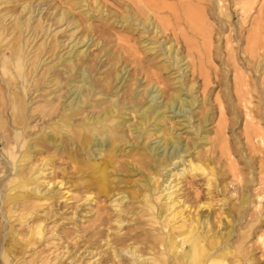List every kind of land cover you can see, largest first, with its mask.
<instances>
[{
  "label": "rangeland",
  "instance_id": "obj_1",
  "mask_svg": "<svg viewBox=\"0 0 264 264\" xmlns=\"http://www.w3.org/2000/svg\"><path fill=\"white\" fill-rule=\"evenodd\" d=\"M119 2L0 0V264H91L100 254H110L106 246L110 236L111 243L130 244L150 259L149 253L158 252L154 235H171L182 219H196L202 225L199 230L209 240L212 237L215 251L230 245L246 254L243 264H264V0H225L223 11L219 0H204L207 8L183 4L179 10L183 20L190 19L191 25L195 19L192 28L199 35L188 33L185 38L174 30L168 12L154 13L139 3L136 19H126L128 6ZM147 17L155 29L139 21ZM17 60L22 71L15 67ZM81 69L92 75L89 86L94 91L83 111L68 112L70 82ZM156 87L166 92L165 98L186 96L191 114L184 118L176 108L167 109L159 124L162 132L178 135L191 147L195 162H210L215 171L210 184L209 176L200 171L183 177L180 173L188 161L182 164L178 157L168 168L176 174L167 180L161 175L158 189L168 186L173 199L181 200L172 208L178 217L172 218L168 233L161 225L152 226L140 197V184L155 171L149 158L137 149L117 152L109 167L111 194L95 201H86L98 190L88 169L80 166L86 154L78 127L90 114H99L117 97L121 108L144 104ZM130 113L122 128L128 141L136 139L132 123L139 120L137 112ZM159 132H151L148 143L162 140ZM166 193L154 200L157 206L172 202L164 199ZM242 197L248 201L246 207ZM197 202L206 205L197 209ZM205 217L206 226L201 220ZM117 219L123 220L119 232ZM33 228L40 232L32 234ZM128 255L122 253L115 264H129ZM172 257L170 263L176 259ZM103 258L93 264L106 263ZM229 259L238 264L235 257Z\"/></svg>",
  "mask_w": 264,
  "mask_h": 264
},
{
  "label": "bare ground",
  "instance_id": "obj_2",
  "mask_svg": "<svg viewBox=\"0 0 264 264\" xmlns=\"http://www.w3.org/2000/svg\"><path fill=\"white\" fill-rule=\"evenodd\" d=\"M72 1V0H71ZM119 1V0H118ZM121 2L119 3H126L128 6V11L125 15L126 19H136V14L135 11L139 6V3H142L144 7L148 8L150 11L154 13H169L171 16V19L173 21L174 25V30L180 32L179 36L185 38V34L188 35V33L191 35V33L195 36L198 37V32L193 29L192 25L193 23H197L196 20L194 19L195 16L190 17L193 20V23L190 25L189 20L188 23H186L183 20V17L181 16L179 10L181 9V6L184 5H190L191 7H199L202 5H206L205 7L207 8L208 5L207 3L204 2V0H120ZM210 1V0H209ZM65 3V2H64ZM63 3V5H64ZM215 3V2H214ZM221 11L226 7V2L225 0H219ZM32 5V3H31ZM34 5V4H33ZM24 6H27V4ZM30 6V5H29ZM57 7V6H56ZM55 7V8H56ZM203 7V6H202ZM30 8V7H29ZM34 8V7H33ZM36 8V7H35ZM34 8V9H35ZM101 8V7H100ZM99 8V10H100ZM201 8V7H200ZM27 9V8H26ZM33 9V10H34ZM65 9V8H64ZM63 9V10H64ZM68 10V9H67ZM102 10V8H101ZM104 10V9H103ZM106 10V9H105ZM104 10V12H105ZM108 10V9H107ZM205 10V9H203ZM35 11V10H34ZM75 11V10H74ZM68 12V11H67ZM66 12V13H67ZM70 12V11H69ZM73 13V12H72ZM194 13V12H193ZM208 13V12H206ZM20 14V13H19ZM195 14V13H194ZM197 14V13H196ZM37 15V14H36ZM63 15V14H62ZM65 15V14H64ZM90 15V14H89ZM120 15V14H119ZM122 15V14H121ZM167 15V14H166ZM201 15V14H200ZM209 15V14H207ZM60 16V15H59ZM168 16V15H167ZM24 17V16H23ZM56 17V16H55ZM96 17V16H95ZM140 17V16H139ZM189 17V16H188ZM32 14L29 15V19H32ZM38 18V17H37ZM36 18V19H37ZM59 18V17H58ZM104 18V17H103ZM103 18H101L103 20ZM148 18V17H147ZM17 19V18H16ZM56 19V18H55ZM91 19V18H90ZM138 19V18H137ZM191 19V20H192ZM46 20V19H45ZM63 20V19H62ZM70 20V19H69ZM72 20V19H71ZM100 20V19H99ZM18 21V20H17ZM47 21V20H46ZM64 21V20H63ZM75 21V20H74ZM107 21V20H106ZM141 21L142 25L150 27H153V22L150 18L146 20L139 19ZM21 22V21H20ZM50 22V21H49ZM67 22V21H66ZM71 22V21H70ZM115 22V21H114ZM31 24V22H29ZM35 23V22H33ZM48 23V22H47ZM20 24V23H18ZM125 24V23H124ZM201 24V23H200ZM14 25V24H13ZM16 25V24H15ZM32 25V24H31ZM48 25V24H47ZM59 25V24H57ZM90 25V24H89ZM105 25V24H104ZM107 25V24H106ZM17 26V25H16ZM19 26V25H18ZM50 26V25H49ZM76 26V24H75ZM81 26V25H80ZM126 26V25H125ZM134 26V25H133ZM132 26V27H133ZM141 26V25H140ZM158 26V25H157ZM183 26V28H182ZM195 26V25H194ZM74 27V26H73ZM77 27V26H76ZM122 27V26H121ZM136 27V26H135ZM155 27V25H154ZM153 27V28H154ZM200 27V26H199ZM14 29V27H12ZM31 28V26H30ZM29 28V29H30ZM52 28V27H51ZM72 28V27H71ZM156 28V27H155ZM154 28V29H155ZM26 29V28H25ZM45 29V28H44ZM47 29V28H46ZM16 30V29H15ZM35 30V29H34ZM77 30V29H76ZM4 31V30H3ZM14 31V30H13ZM27 31V30H26ZM30 32V31H29ZM37 32V31H35ZM103 32V31H102ZM1 33V32H0ZM34 33V32H33ZM32 33V34H33ZM75 33V32H74ZM257 33V32H256ZM2 34V33H1ZM14 34V33H13ZM76 34V33H75ZM104 34V33H102ZM202 35V34H201ZM76 36V35H75ZM22 37V36H21ZM19 37V41L20 38ZM77 37V36H76ZM85 37V36H84ZM187 37V36H186ZM257 37V36H256ZM31 38V36H30ZM188 38V37H187ZM35 39V38H34ZM74 39V38H73ZM79 39V38H78ZM85 39V38H84ZM259 39V38H258ZM3 40V39H2ZM24 40V39H23ZM36 40V39H35ZM75 40V39H74ZM73 40V41H74ZM95 41V40H94ZM101 41V40H100ZM99 41V43H100ZM254 41V40H253ZM4 40L3 43L4 44ZM11 42V41H10ZM31 42V41H30ZM29 42V43H30ZM35 42V41H34ZM98 42V41H97ZM259 42V41H258ZM80 43L79 41L75 43L77 46ZM95 43V42H94ZM27 44V43H26ZM36 44V43H35ZM40 44V43H39ZM74 44V43H73ZM112 44V43H111ZM188 44V42H187ZM256 44V43H252ZM94 45V44H93ZM97 45V44H96ZM31 46H33L31 44ZM44 46V45H43ZM71 46V45H70ZM74 46V45H73ZM255 46V45H253ZM57 47V46H56ZM165 47V46H163ZM167 47V46H166ZM78 48V47H77ZM27 49V48H26ZM86 49V48H85ZM88 49V48H87ZM164 49V48H163ZM173 49V46H172ZM45 50V49H44ZM73 50V49H72ZM76 50V49H75ZM25 51V50H24ZM69 51V50H68ZM171 51V47L166 48V52L168 54ZM45 52V51H43ZM150 52V51H149ZM173 52V51H172ZM172 52L170 54H172ZM27 53V52H26ZM81 53V52H80ZM197 53V52H196ZM199 53V52H198ZM71 54V52H70ZM175 54V53H174ZM193 53H191L192 55ZM40 55V54H39ZM69 55V54H68ZM73 55V53H72ZM77 55V54H76ZM75 55V56H76ZM177 55V54H176ZM175 55V61L177 62V56ZM70 56V55H69ZM62 58L65 56H61ZM60 57V58H61ZM78 57V56H77ZM25 58V56H24ZM70 58V57H69ZM17 59V58H16ZM36 59V58H35ZM23 60V59H22ZM11 61V59H10ZM16 64V69L18 71H22V65L20 63V60H17ZM65 61V60H64ZM45 62V61H44ZM62 62V60H61ZM12 63V62H10ZM41 63V62H40ZM63 64V63H62ZM74 64V63H73ZM174 64V63H173ZM180 64V63H179ZM196 64V63H195ZM13 65V64H12ZM27 65V64H26ZM197 65V64H196ZM54 66V65H53ZM58 66V65H57ZM64 66V65H63ZM113 66V65H112ZM8 67V66H7ZM12 67V66H11ZM73 67V66H72ZM85 67V66H84ZM99 67V66H98ZM197 67V66H196ZM5 68V67H4ZM10 68V67H8ZM53 68V67H51ZM51 68H49L51 70ZM121 68V67H120ZM189 68V67H188ZM38 69V68H37ZM36 69V70H37ZM42 69V68H41ZM45 69V68H44ZM72 69V68H71ZM198 69V68H197ZM35 70V71H36ZM69 70V69H68ZM90 70V69H89ZM122 70V68H121ZM203 70V69H202ZM11 71V70H9ZM34 71V70H33ZM53 71V70H52ZM88 71V70H87ZM102 71V70H101ZM201 72V71H200ZM71 73V72H70ZM69 73V74H70ZM95 73V72H94ZM194 73V72H193ZM196 73V72H195ZM53 74V73H52ZM51 74V75H52ZM119 74V73H118ZM122 74V73H121ZM199 74V73H198ZM34 75V74H33ZM45 76V75H44ZM43 76V79H45ZM14 77V76H13ZM91 77L89 73H87L85 70L81 69L78 71L77 76L73 80L74 82H70V90L69 94L71 97L70 103L67 105L66 111H83L81 109L82 105L86 104L89 102V99L92 95V92L94 91L93 85L89 86L91 82ZM120 77V76H118ZM52 78V77H51ZM48 79V78H46ZM45 79V80H46ZM54 79V78H53ZM108 79V78H107ZM52 80V79H51ZM50 80V81H51ZM49 81V80H48ZM103 82V81H102ZM123 82V80H122ZM40 83V82H39ZM43 83V82H42ZM116 83V82H115ZM45 84V83H44ZM48 84V83H47ZM52 85V84H50ZM191 85V84H190ZM53 86V85H52ZM51 86V87H52ZM56 86V85H55ZM36 87V86H35ZM190 87V86H189ZM50 88V86H49ZM56 88V87H55ZM192 88V87H191ZM194 88V87H193ZM147 89V88H146ZM181 89V88H180ZM18 90V89H17ZM59 90V89H58ZM40 91V90H39ZM22 92V91H21ZM120 92V91H119ZM135 92V91H134ZM148 92V91H147ZM145 91V93H147ZM17 93V92H15ZM20 93V92H19ZM55 93V92H54ZM53 93V94H54ZM163 90L159 89L158 87L154 88L151 92L148 93L147 101L144 104H137L133 106V108H126L120 107L119 102H118V97L116 100L111 102V105L108 108H105L102 112L100 111L99 114H90V116L87 118L88 120L83 122L79 127L78 131L85 139V154H86V160L84 164H80V166H84L88 169L89 171V176L91 180L95 183L96 189L98 190V195H95L94 197L91 195H88L86 197L87 200H96L97 198L101 196H110L111 194V186L108 188V181L111 177L109 174V167L111 166L113 160V156L118 152H128V151H134L137 149V152L142 156L149 158L154 164L151 165L155 171H150L148 172V176L144 178L145 182L140 184V197L143 199V203L145 204V207L147 209V214L150 217L151 223H153L152 226H155L154 224L161 225L162 230H166V233H168V230L170 229L169 226L170 222L172 221V218H177L176 216L177 213L174 212V207L178 205V203L181 201L173 199L174 191L172 193L168 192L169 187L166 186L163 189L159 190L156 182H158L159 178L161 175H166V180L168 179V176H174L176 172L174 171L173 173L171 170H168L169 166L173 164L174 160L178 157H182L181 161L182 164L186 163L188 161V167H183L181 170L180 175L185 176L189 172H194V171H200L204 174H207L209 176L208 178V183L210 184L211 182V177L215 176V171H214V166L210 162L206 161H198L195 162L190 156V146L184 144L180 138L177 136H165V134L162 132V128L159 125L161 118L166 116V111L167 109H174L176 108L177 113H180L184 116V118H189L188 116V107H187V100L186 96L183 98L181 94H172V95H167L165 98V94ZM68 94V93H67ZM114 94V93H113ZM112 94V95H113ZM138 94V93H136ZM191 94V93H190ZM141 95V94H139ZM147 95V94H146ZM164 95V100L162 101ZM19 96V95H18ZM107 96V94H106ZM135 96V95H134ZM162 97V98H161ZM44 98V97H43ZM67 98V97H66ZM161 98V99H160ZM41 99V98H40ZM70 99V98H69ZM114 99V98H113ZM67 101V100H66ZM135 101V100H134ZM196 102V101H193ZM89 104V103H88ZM91 104V103H90ZM94 104V103H92ZM97 104V103H96ZM98 105V104H97ZM88 106V105H87ZM129 106V105H128ZM62 107V106H61ZM132 107V106H131ZM14 109H16V104L14 105ZM103 109V108H102ZM138 113L139 120L136 123H132V127L134 128V132L137 134L136 139L132 141H128L127 138L125 140L124 138V131L123 127L125 126L127 119L125 118L126 114H131L130 110ZM27 110V109H26ZM43 110V109H42ZM93 110V109H92ZM97 110V109H96ZM95 110V111H96ZM61 111V110H60ZM88 111V110H87ZM99 111V110H98ZM25 112V111H24ZM175 112V111H174ZM133 113V112H132ZM193 113V112H192ZM87 115V114H86ZM133 115V114H132ZM48 116V115H47ZM83 116H85L83 114ZM179 116V115H178ZM73 117V116H72ZM74 118V117H73ZM71 120V116L68 117L67 121ZM73 120V119H72ZM76 120V119H74ZM83 120V118L81 119ZM129 120V118H128ZM185 120V119H184ZM79 121V119H78ZM65 122V121H63ZM77 122V121H75ZM80 122V121H79ZM31 125V124H30ZM199 125V124H198ZM197 125V126H198ZM129 127V126H128ZM50 128V127H49ZM126 128V127H125ZM61 129V128H60ZM66 129V128H65ZM200 129V128H199ZM48 130V129H47ZM132 131V130H131ZM160 131L159 134H162L160 137L163 138L162 140H158L155 143H148L149 139L153 134L151 132H157ZM64 132V131H63ZM62 133V132H61ZM45 134V132H44ZM59 134V132H58ZM57 134V135H58ZM73 134V133H72ZM18 136L20 135L17 134ZM61 135V134H60ZM78 135V134H77ZM127 135V134H126ZM145 135L146 138H145ZM197 135V134H196ZM201 135V134H200ZM62 136V135H61ZM68 136V135H67ZM75 136V135H74ZM198 136V135H197ZM60 137V136H59ZM66 138V136L64 135ZM153 137V136H152ZM202 137V136H201ZM54 138H57L56 135ZM64 138V141H65ZM205 136L202 137L204 139ZM30 139V138H29ZM53 139V138H52ZM63 139V138H61ZM71 139V138H70ZM122 144V141H124ZM22 142V141H21ZM52 142V141H51ZM61 142V140H60ZM67 142V141H65ZM194 141H192L193 143ZM196 142V141H195ZM58 143V141H57ZM69 145V144H68ZM62 146V145H60ZM196 146V144H195ZM109 153V154H106ZM14 153L12 154V156ZM105 155H108L107 157ZM99 156V157H98ZM75 160V159H74ZM175 164V163H174ZM133 167L135 165H132ZM131 166V167H132ZM138 166H136L137 168ZM150 167V166H149ZM135 171V169H134ZM140 171V170H139ZM163 171H166L163 174ZM114 176V175H113ZM187 176V175H186ZM115 177V176H114ZM117 177V176H116ZM120 178V177H119ZM117 180V179H116ZM111 183V182H110ZM138 183V182H137ZM140 183V182H139ZM136 184V183H135ZM183 189V188H182ZM166 190L167 193L165 194L164 199L166 198V201L172 200V202H169L168 205L159 207L157 206L156 202L154 200H159L161 197L162 192ZM125 192V191H124ZM264 194V190L262 191ZM117 193V192H116ZM120 194V193H119ZM118 194V195H119ZM116 195V194H115ZM126 195V194H125ZM247 195V194H246ZM123 196V195H121ZM139 196V195H138ZM260 196V197H259ZM258 196V204L257 206L261 205V198L262 195L259 194ZM115 197V196H114ZM120 197V195H119ZM134 197V196H133ZM178 197V196H177ZM176 197V198H177ZM126 198V197H124ZM129 198V197H127ZM243 198V197H242ZM248 198V197H247ZM114 199V198H113ZM111 199V200H113ZM116 199V198H115ZM135 199V197H134ZM140 199V200H141ZM163 199V200H164ZM182 199V198H181ZM249 199V198H248ZM114 201V200H113ZM139 202V201H138ZM141 202V201H140ZM139 202V203H140ZM162 202V201H161ZM243 205L248 202L246 198H243ZM121 204V203H120ZM161 204V203H160ZM196 208L200 209L204 207L206 204L202 202H197L196 203ZM163 205V204H162ZM192 205V204H191ZM242 205V204H241ZM186 206V205H185ZM246 207V206H245ZM173 208V209H172ZM117 209V208H116ZM121 210V209H119ZM123 210V209H122ZM179 210V209H178ZM184 210V209H183ZM188 210V209H187ZM118 211V210H117ZM183 212V211H182ZM174 214L171 216V214ZM210 213V212H209ZM187 215V214H186ZM209 215V214H208ZM258 215V214H257ZM199 216V215H198ZM206 216V215H203ZM260 215H258L259 217ZM134 217V216H133ZM200 217V216H199ZM120 218V217H119ZM198 218V217H197ZM204 218V217H203ZM116 219V218H115ZM127 220V219H126ZM202 224L204 226L207 225V219H201ZM227 220V219H226ZM128 221V220H127ZM210 221V220H209ZM117 222V229L119 232L121 224L123 220H116ZM228 224V223H227ZM116 225V226H117ZM200 225V224H199ZM202 226V225H200ZM198 226V223H196V219H190V222H187V220L182 219V222L180 224L175 225L173 228H177L178 230L176 232H173L171 235L166 234V236L159 234L157 236L154 235L153 241H158L157 242V247H158V252H153L149 253L152 254L150 255V259L143 258V255L139 253L134 246H129L124 245V246H119L117 243H111L112 240H110V237L106 239V246L108 245V248H110V254H106V256H98L94 262L96 261H101L102 257L103 259H106L105 262H101L100 264H115L116 262H121L122 258L121 255L122 253H126L131 255V258L129 259L128 257V263L129 264H231L229 261L230 257L233 256L237 259L238 264H243V262H246V254L242 255L237 250H234L230 248L228 245L223 248L221 251H215L217 247H213L212 244V237L209 240L208 235H205L203 232L205 231H200ZM203 226V227H204ZM208 227V226H207ZM206 228V227H205ZM201 229V228H200ZM203 229V228H202ZM213 229V228H212ZM110 230V229H109ZM114 230V229H113ZM157 230V229H156ZM116 231V229H115ZM146 231V230H145ZM151 231V230H150ZM32 234H38L40 231L38 229L33 228V231L31 230ZM116 232V233H117ZM144 232V231H143ZM153 232H156L155 230ZM161 232V231H160ZM210 232V231H209ZM215 232V231H213ZM227 232V231H226ZM121 233V232H120ZM220 233V231H219ZM218 233V234H219ZM97 234V233H96ZM155 234V233H154ZM209 234V233H206ZM226 234V233H225ZM230 236V232L227 233ZM226 234V236H227ZM215 235V233H214ZM163 236V237H162ZM210 236V235H209ZM247 235H244V237ZM31 237V236H30ZM104 237V236H103ZM216 237V235L214 236ZM243 237V238H244ZM149 239V238H148ZM179 239V240H178ZM226 239V238H225ZM77 240V239H75ZM151 241V240H150ZM148 242V241H147ZM104 243V242H102ZM139 243V242H138ZM137 243V245H138ZM150 244V243H149ZM174 244V245H173ZM93 245V244H92ZM136 245V242H135ZM151 245V244H150ZM156 245V244H155ZM219 245V244H218ZM217 245V246H218ZM221 245H223L221 243ZM96 246V245H95ZM94 246V247H95ZM105 246V249H106ZM241 246H243L241 244ZM139 247V245H138ZM98 248V247H97ZM107 248V249H108ZM244 248V247H243ZM242 248V249H243ZM104 249V248H103ZM96 250V249H95ZM109 250V249H108ZM218 250V249H217ZM88 251V250H87ZM102 252V250H101ZM89 253V252H88ZM109 253V252H108ZM128 255V256H129ZM172 256H175L176 259L170 263ZM124 258V256H123ZM91 259V258H90ZM89 259V261H90ZM88 261V262H89ZM105 261V260H104ZM115 261V262H113ZM125 261V260H124ZM108 262V263H107ZM111 262V263H109ZM91 262V264H93ZM250 263V261H249ZM87 264V263H86ZM96 264V263H95ZM125 264V262H124ZM127 264V263H126ZM233 264V263H232Z\"/></svg>",
  "mask_w": 264,
  "mask_h": 264
}]
</instances>
